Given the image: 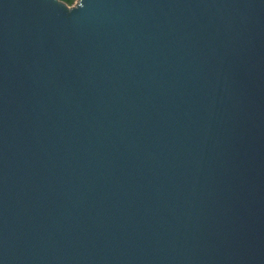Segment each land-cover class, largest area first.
<instances>
[{
	"label": "water",
	"instance_id": "water-1",
	"mask_svg": "<svg viewBox=\"0 0 264 264\" xmlns=\"http://www.w3.org/2000/svg\"><path fill=\"white\" fill-rule=\"evenodd\" d=\"M0 264H264V0H0Z\"/></svg>",
	"mask_w": 264,
	"mask_h": 264
},
{
	"label": "trees",
	"instance_id": "trees-1",
	"mask_svg": "<svg viewBox=\"0 0 264 264\" xmlns=\"http://www.w3.org/2000/svg\"><path fill=\"white\" fill-rule=\"evenodd\" d=\"M63 1H65L69 5H73L76 0H63Z\"/></svg>",
	"mask_w": 264,
	"mask_h": 264
}]
</instances>
